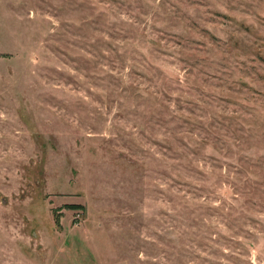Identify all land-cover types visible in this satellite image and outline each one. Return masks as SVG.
Returning <instances> with one entry per match:
<instances>
[{"label": "rangeland", "instance_id": "374dc122", "mask_svg": "<svg viewBox=\"0 0 264 264\" xmlns=\"http://www.w3.org/2000/svg\"><path fill=\"white\" fill-rule=\"evenodd\" d=\"M0 264H264V0H0Z\"/></svg>", "mask_w": 264, "mask_h": 264}]
</instances>
